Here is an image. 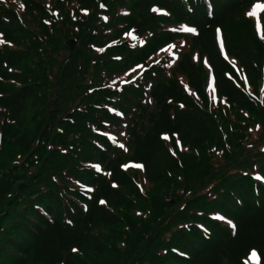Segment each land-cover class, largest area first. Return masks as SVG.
I'll list each match as a JSON object with an SVG mask.
<instances>
[{
	"label": "trees",
	"instance_id": "trees-1",
	"mask_svg": "<svg viewBox=\"0 0 264 264\" xmlns=\"http://www.w3.org/2000/svg\"><path fill=\"white\" fill-rule=\"evenodd\" d=\"M20 1L23 12L0 2L1 133H11L19 154L36 156L12 165L0 184V239L12 248L14 264H74V252L91 244L102 252L105 243L96 239H115L119 229L134 226L129 212L140 194L130 168L122 167L127 162L142 166L140 183L150 189L168 186L181 172L208 176L203 192L192 186L194 194L160 221L161 202L148 199L152 210L138 226L164 225V261L248 264L255 251L264 264V135L244 142L236 134L229 147L219 136L222 129L232 133V116L240 112L258 117L261 109L264 117L258 92L264 43L242 18L264 0ZM176 23L196 31L197 48L171 62L159 50L182 37L166 28ZM127 31L144 41H130ZM50 85L63 109L48 100ZM30 105L45 117L36 120L32 112L28 133L21 122ZM217 139L224 152L211 163L203 152ZM193 151L197 162L181 159ZM36 164V174L26 175Z\"/></svg>",
	"mask_w": 264,
	"mask_h": 264
},
{
	"label": "rangeland",
	"instance_id": "rangeland-1",
	"mask_svg": "<svg viewBox=\"0 0 264 264\" xmlns=\"http://www.w3.org/2000/svg\"><path fill=\"white\" fill-rule=\"evenodd\" d=\"M8 2H11L14 7H17V9L21 10L23 9L22 3L20 0H6ZM0 2H4V0H0ZM257 3V2H254ZM253 3V4H254ZM264 5L263 3H260ZM156 9L154 12L158 16L165 15L162 10L157 9L156 7H153ZM252 10V4L249 6L245 11H243L242 18L247 19V21L252 23L255 35L259 40H261L264 43V8L257 9L256 14L254 16H248L245 15V13L250 12ZM86 11H83L85 13ZM19 15H21L18 12ZM135 13H132L134 16ZM25 13L23 14V18L26 17ZM241 18V20H242ZM239 20V19H238ZM240 20V21H241ZM27 21V20H25ZM32 27H34L35 23H31ZM156 26L152 25V28ZM151 28V31L154 32V35L157 34L155 30ZM166 28L173 29L174 32L182 34V37H178V39H174L172 42L166 44L165 46L161 47L159 50V53L166 52L170 56V61L173 62L177 59L178 53L182 52L184 50L190 49L192 54H196V44L194 43L192 37L196 33L195 30L191 33H187L182 31V29H185V25L182 23H176V24H167ZM185 36L187 38L185 39ZM126 38H129L130 41H136L138 40L139 43H142L144 41L143 39H138L134 37V34L131 31L126 32ZM135 38V40H133ZM217 38L219 41V46L222 49L221 40L219 33H217ZM70 40H75L74 38H70ZM75 43V41H74ZM171 44L173 45V48L169 49L167 46ZM13 44H8L7 46H12ZM183 45V46H181ZM224 52V51H223ZM222 52V53H223ZM66 56V55H64ZM64 56H61L60 60L64 58ZM205 66V64H203ZM237 66V65H236ZM207 79L210 76L209 69L204 67ZM134 69V67L131 69ZM260 69H261V77L258 84V92H259V99L264 103V54L260 60ZM54 73L57 72V67L55 66L53 68ZM130 72V74H131ZM54 84H57L54 82ZM207 87V86H206ZM207 90L210 92V95L212 97V100L216 102V98L214 99L213 90L207 88ZM46 96L48 100H50L52 104L59 105L60 109H63L65 105L61 104V96L59 95V92L57 90H53L52 86H46ZM37 103V107H38ZM50 105V106H51ZM36 106H29L28 110L23 115L25 118L22 120V125L25 126V131L29 133V131L32 130L34 124L30 120L31 113L34 112L35 114L38 113V116L36 120H38L41 117L44 119V115L42 111H40V108H37ZM36 107V108H34ZM235 113V110H233ZM262 114L261 109L258 110V117L253 116L251 114H247L245 112H240L239 115L235 118V115L232 116V133L229 132V129L224 130L222 129V132L219 134L220 137H223L224 145L228 146V141L234 140V136L237 134V136H240L241 139L243 138L244 142L253 140L258 141L262 139L264 135V117H260ZM35 123V121H34ZM235 128H240L239 130ZM248 128V131L246 130ZM2 128L0 127V184H3L4 178L6 177V174H10L11 170L14 166L18 163H22L23 158L26 157L28 154L30 158H34V162L36 161V156L32 155V151L30 153L21 155L17 151L16 143L14 138L11 137V133H5L2 135L1 133ZM228 131V134H227ZM241 131V132H239ZM231 133V134H230ZM243 133V134H242ZM260 134V135H258ZM217 136V133L215 134ZM218 139L214 141L213 144L208 146L204 150V154L210 158L211 163L219 162L221 160V157L223 155V152L219 147L217 146ZM233 143V141H232ZM41 145H38V148H40ZM229 147V146H228ZM209 148V149H208ZM192 155V156H191ZM195 155V158L193 156ZM252 157H255L253 155ZM198 156H196V153L193 152H185L183 153V156L181 159H195L196 162L198 161ZM33 162V163H34ZM134 163L127 162L125 164L126 168L129 169V174L132 176V179L134 181V184L136 186V189H134L135 193H138L139 197H135V207L134 209L129 212V215L131 217L132 224L134 226L126 227V233L123 231L125 228H121L118 231V234L115 236V239H96L97 241H102L105 243V247L103 248L102 252L98 251L97 246L94 247L91 246L88 248H82V251H76V255H71V260H74V264H172V260L164 261V247L166 239H163L167 232L164 231V225H160L156 230L153 231L155 226L157 225L151 222H146L145 224H148L145 229H142L141 226H138V223L144 221L145 218H142L143 215H147L152 210V205L149 204V198L154 197L156 200L161 202V213L156 217L158 221L164 212H168L171 209L174 210L176 207V204L180 201V198L186 199L190 195L194 194L191 190L192 186L198 185L199 188H202L200 192L204 191L203 188V181L208 179V176H202L200 177L196 176L194 173H189L188 175H185V173H179L171 183L167 184L168 186H164V184H161L159 187H153V188H147V185L143 182V177L139 174L138 170L139 168L134 167ZM98 165H92V167L97 170ZM38 167V164L34 166H27L25 169V174L30 176L33 173L35 175L36 169ZM99 167V166H98ZM18 172V171H17ZM16 172V173H17ZM128 172V171H127ZM15 173V172H13ZM178 188L176 191V201L175 199H172V196L175 195V191L173 192V189ZM85 189H88L85 187ZM144 194V196H142ZM168 199L169 200L168 202ZM167 204H169L167 206ZM141 217H138L140 216ZM2 217L4 215H0V221L2 220ZM157 221V220H156ZM165 224V223H163ZM135 225L137 226L135 228ZM157 227V226H156ZM119 235V237H118ZM154 239H151V238ZM12 248H8V244H5L2 242V239H0V264H14L15 255L13 254ZM131 263H130V262ZM163 261V262H162ZM248 264H258L256 260H253L248 258L247 261Z\"/></svg>",
	"mask_w": 264,
	"mask_h": 264
},
{
	"label": "snow or ice",
	"instance_id": "snow-or-ice-1",
	"mask_svg": "<svg viewBox=\"0 0 264 264\" xmlns=\"http://www.w3.org/2000/svg\"><path fill=\"white\" fill-rule=\"evenodd\" d=\"M261 8H264V5H262V4H260V3H254V4H252V10L250 11V12H247V13H245V15H248V16H254L255 14H256V10L257 9H261ZM153 12H155L156 11V9L155 8H153V9H151ZM182 31H184V32H187V33H191V32H193V29L192 28H186V29H182ZM181 46H183V45H181ZM169 49H171V48H173V45H171V44H169L168 46H167ZM100 51H103V49H99ZM221 52H223V49H221ZM194 59H196V57H194ZM137 68H139V65H137ZM125 76H127V73H125ZM207 88H209V89H212L213 88V81H212V78L209 76L208 77V79H207ZM185 90H187V85H185ZM214 99H215V97H214ZM181 107H183V106H181ZM164 139H168V137L167 136H164L163 137ZM179 146V145H178ZM120 147H124L122 144L120 145ZM171 151V150H170ZM97 167V170L99 171V167L98 166H96ZM122 167H126V166H122ZM134 167H136V168H141L142 166L140 165V164H135L134 165ZM112 187L113 188H115L116 187V185L115 184H113L112 185ZM100 204H105V201L103 200V199H101V200H99L98 201ZM217 219H222L221 217H217ZM69 223H70V221H69ZM73 251H76V249H73ZM251 255L254 257L255 255H256V253L255 252H252L251 253Z\"/></svg>",
	"mask_w": 264,
	"mask_h": 264
},
{
	"label": "water",
	"instance_id": "water-1",
	"mask_svg": "<svg viewBox=\"0 0 264 264\" xmlns=\"http://www.w3.org/2000/svg\"><path fill=\"white\" fill-rule=\"evenodd\" d=\"M74 46V41L73 40H70L69 41V47H73Z\"/></svg>",
	"mask_w": 264,
	"mask_h": 264
}]
</instances>
